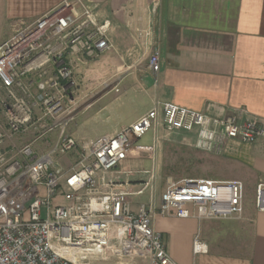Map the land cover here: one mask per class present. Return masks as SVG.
I'll list each match as a JSON object with an SVG mask.
<instances>
[{
	"label": "built area",
	"instance_id": "built-area-1",
	"mask_svg": "<svg viewBox=\"0 0 264 264\" xmlns=\"http://www.w3.org/2000/svg\"><path fill=\"white\" fill-rule=\"evenodd\" d=\"M110 28L99 3L66 0L0 46V264H87L91 254L177 264L155 230L157 218L244 217L246 188L240 181L168 178L158 191L156 169L145 172L147 181L117 180L132 175L122 166L144 149L137 144L150 131L155 147L161 130L197 131L195 149L215 156L229 140L253 145L264 138V127L248 119L245 109L213 117L157 101L130 126L91 144L68 133L80 103L72 58L100 59L113 48ZM149 68L160 72L159 49L152 51ZM108 89L118 92L116 86ZM29 134L32 143H15ZM50 135L56 137L51 148L34 149ZM64 155L75 157L68 170L57 159ZM133 184L141 188L129 190ZM145 195L148 201L135 210L132 199ZM255 207L264 212V182L255 187ZM194 251H208L199 236Z\"/></svg>",
	"mask_w": 264,
	"mask_h": 264
},
{
	"label": "crops",
	"instance_id": "crops-1",
	"mask_svg": "<svg viewBox=\"0 0 264 264\" xmlns=\"http://www.w3.org/2000/svg\"><path fill=\"white\" fill-rule=\"evenodd\" d=\"M65 1L0 0V46L18 29ZM90 1L100 4L101 19L111 24L113 48L96 61L72 58L74 78L86 75V79L94 80L87 84L88 90L103 89L104 93L105 85H112L126 98L143 99L148 109L134 122L160 101L213 117L245 109L248 119L264 127V0ZM154 49H159L161 57L158 74L149 68ZM69 134L76 139V132ZM196 137L197 131L167 134L163 144L174 142L183 149L196 150ZM138 151L122 166L132 175H120L118 182H143L147 171L131 166L144 162ZM205 155L217 160L225 174H232L221 182L241 181L246 187L264 182V138L253 145L229 140L221 155ZM153 169L158 173L157 166ZM144 198L132 199L135 210L148 201L147 195ZM205 221L159 217L154 227L177 264H264V212L255 205L246 201L241 220ZM197 236L206 244V253H195Z\"/></svg>",
	"mask_w": 264,
	"mask_h": 264
},
{
	"label": "rangeland",
	"instance_id": "rangeland-1",
	"mask_svg": "<svg viewBox=\"0 0 264 264\" xmlns=\"http://www.w3.org/2000/svg\"><path fill=\"white\" fill-rule=\"evenodd\" d=\"M8 31L10 32L11 29H8ZM98 73H101V69L99 67ZM84 78L86 79V75H78L75 77L77 84H79L80 86L78 88V94L80 96L78 97L79 99H81L82 97L85 98L86 94L89 97H87V99L85 98L83 102H81L82 100L80 101L77 107L78 114L76 115L75 120L69 125L67 130L68 133L76 132L74 136L80 144L95 141L97 138L102 137L103 135L113 131L115 128L120 127L121 125H125L126 127H128L139 116L147 111L148 106L143 99L140 100L131 97L126 98L124 97L123 91L116 92L115 90L110 91L108 89L104 90V93H102L103 89L98 91H94L93 89L88 90L87 84L93 83L94 80L89 79L88 77V79L84 81ZM85 88L86 91L82 93ZM107 91L110 92L105 94ZM101 94L105 95L100 97ZM87 102L90 103L87 104ZM86 104L88 106H86ZM81 110L83 111L81 112ZM167 134L168 133L162 130L158 132L159 142L157 147L154 146V139L156 137V134H154L153 131H150L147 135L140 139L137 145L142 146L144 149L138 152L140 154H143L140 157H144V162H142V164H139L137 162L131 164L133 169H144L149 172H151L152 169L157 166L159 174L157 184L158 191L164 190L165 182L168 178H172L175 181H179L182 179H208L220 181L232 178V174L229 172L225 174V170L221 169V167H218V161L212 157L199 153L194 149H183L181 146L175 144L174 142H166L165 144H163V135ZM55 138V135L48 136L47 138L36 143L34 145V149L38 152H41L44 149L47 150L51 148L56 142ZM34 139L35 136L33 134H29L15 140V143L19 146L27 145L29 143H32ZM74 158L75 157L64 155L58 156L57 159L65 167V170H68L74 165ZM142 178H144L143 181L148 180V176L146 175ZM242 183L245 185L244 182ZM133 185L130 188L133 191H137L141 188L139 184ZM255 186L256 184L250 186L247 185V187L245 185L246 201L252 205H255ZM136 199L141 200L145 198L143 197ZM45 217L46 214L44 210L43 218ZM86 263L148 264V262L143 258H137L132 262L129 259H120L116 256H108L105 258L104 256L98 254L88 255Z\"/></svg>",
	"mask_w": 264,
	"mask_h": 264
}]
</instances>
